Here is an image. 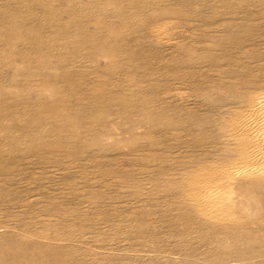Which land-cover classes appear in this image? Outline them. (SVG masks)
<instances>
[{"label":"rangeland","instance_id":"1","mask_svg":"<svg viewBox=\"0 0 264 264\" xmlns=\"http://www.w3.org/2000/svg\"><path fill=\"white\" fill-rule=\"evenodd\" d=\"M263 101L264 0H0V264H264Z\"/></svg>","mask_w":264,"mask_h":264},{"label":"bare ground","instance_id":"2","mask_svg":"<svg viewBox=\"0 0 264 264\" xmlns=\"http://www.w3.org/2000/svg\"><path fill=\"white\" fill-rule=\"evenodd\" d=\"M264 102V101H263ZM262 103V102H261ZM262 105V107H263V109H261L262 110V112H259V110H258V112H259V116L257 117V119H256V122H254V125L256 124L257 125V123L260 125V124H264V112H263V110H264V103L263 104H260V106ZM257 106V105H256ZM255 106V107H256ZM259 106V105H258ZM261 108V107H260ZM259 108V109H260ZM255 109H257V108H255ZM260 110V111H261ZM255 112H257V111H255ZM257 112V113H258ZM261 113V114H260ZM256 114V113H255ZM253 115H254V113H253ZM256 117V116H255ZM252 119V118H251ZM254 120V119H253ZM258 125V126H259ZM257 126V127H258ZM263 126V125H262ZM261 127V126H260ZM259 128V127H258ZM262 128V127H261ZM247 129H249V128H247ZM246 129V130H247ZM261 130V129H260ZM259 131V130H258ZM263 131V130H262ZM259 138H258V142H257V145H256V149H255V151H257L256 152V156L253 158V160L257 163H260V164H264V132H261V133H259V136H258ZM261 168V167H260ZM263 168V167H262ZM215 191V190H214ZM212 192V191H211ZM208 194H210L209 192H208ZM213 194H215L216 195V193L214 192ZM209 196V195H208ZM210 196H211V194H210ZM207 197V196H206Z\"/></svg>","mask_w":264,"mask_h":264}]
</instances>
